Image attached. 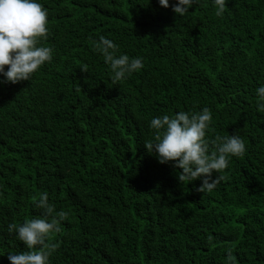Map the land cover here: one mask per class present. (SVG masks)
Segmentation results:
<instances>
[{"label": "trees", "instance_id": "obj_1", "mask_svg": "<svg viewBox=\"0 0 264 264\" xmlns=\"http://www.w3.org/2000/svg\"><path fill=\"white\" fill-rule=\"evenodd\" d=\"M37 2L52 60L16 84L0 74V264L28 250L8 225L42 216L43 192L69 214L49 264H227L229 249L264 264V0H226L222 16L213 0L183 16L177 0ZM101 35L144 67L114 82ZM205 107L207 138L239 135L246 152L200 192L144 143L153 118Z\"/></svg>", "mask_w": 264, "mask_h": 264}, {"label": "clouds", "instance_id": "obj_2", "mask_svg": "<svg viewBox=\"0 0 264 264\" xmlns=\"http://www.w3.org/2000/svg\"><path fill=\"white\" fill-rule=\"evenodd\" d=\"M198 0H177L173 5L174 13L183 16ZM216 15L222 16L226 9V0H213ZM159 4L169 7V0H159ZM48 10L37 0H0V74L4 82L16 84L29 80L30 77L53 58V49L41 44L49 36ZM94 50L103 54L104 61L114 73V82L125 79L144 67L142 58H130L119 55L118 45L113 41L99 37L93 41ZM5 69H7L5 71ZM257 96L264 101V85L257 90ZM258 109L264 111V104ZM211 110L207 107L199 112L179 111L174 115H162L150 121L154 138L144 143L149 153L155 152L158 162L173 166L180 171L178 181L192 182L203 177L197 191L213 190L226 179L213 172H223L229 164V157L243 156L246 152L244 140L236 134L216 135L209 140L207 133L212 122ZM42 216L26 220L17 225H8L9 233L15 232L18 239L26 246L27 251L9 254L10 264H49L50 256L58 249L52 242L51 235L60 231L61 221L68 218V212H55V206L49 203L47 192L33 198ZM227 264H237L232 250L227 252Z\"/></svg>", "mask_w": 264, "mask_h": 264}]
</instances>
